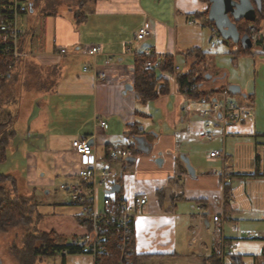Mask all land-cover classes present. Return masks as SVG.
<instances>
[{
	"label": "crops",
	"instance_id": "crops-1",
	"mask_svg": "<svg viewBox=\"0 0 264 264\" xmlns=\"http://www.w3.org/2000/svg\"><path fill=\"white\" fill-rule=\"evenodd\" d=\"M58 1L55 14L43 11L39 26L20 25L19 18L24 14L18 18L21 32L19 44L28 55L16 62L0 88V123L8 119L11 121L14 138L15 121L24 117L27 120L23 131L26 132L25 138L39 140V144L44 146L41 160L36 153H23L30 162L29 174L41 170L76 177L78 158L71 148V141L86 138L94 148L97 167L114 168L116 171V176L111 178L113 181L110 180L111 186L104 188V196L107 194L127 202L141 194L148 196L143 211L132 221L135 252L149 256L140 264H165L190 256H195L202 264H210L209 260L215 254L216 238L208 228L211 223L213 225L214 215H220L223 235L230 242L233 233L238 231L234 225L240 220L238 217L253 221L258 215L264 218V207L259 206L260 198L252 193L256 188L251 187L250 194L248 187L244 188V199L253 195L251 201L245 202L242 197H236L242 180L264 178L263 159L257 150L264 149V141L256 139V146L248 142L247 158L251 157L250 162L249 158L245 165L234 162L242 137H260L264 136V132L257 127L255 119V133L246 134L242 128L240 132L234 128L229 136L226 135V125L235 122L223 125L217 119L205 116L203 110L208 105L178 92L174 81L170 93L146 103L139 102L133 88H126L133 84V61L136 56L146 53L160 59L170 56L173 67L178 66L176 72L184 71L194 60V53H188L190 50L203 51L200 45L208 34L220 36L208 19L209 0H71L73 7L71 2ZM78 10L83 12L79 21L74 17ZM61 12L69 14L63 16ZM145 24L150 26L151 33L142 40H136L138 30ZM258 31L259 42L252 44L251 50L255 47L264 51V20ZM223 39L234 44L231 51L234 56L250 55L235 54L242 48L240 42ZM212 44L210 48L215 46ZM88 45H99L100 51L90 55L84 50ZM60 48H65L66 53L60 54ZM107 57L110 58L108 64L105 63ZM203 62L200 63L204 80L199 89L210 92V96L216 98H221L223 94L227 100L233 101L227 96L231 92L224 75L208 73L202 67ZM85 65L89 67L86 71L83 70ZM100 72L106 74L103 80L97 78ZM31 76L32 82L28 81ZM241 90L236 94L249 98L253 103L252 96ZM29 93L32 101L30 111L26 107V95ZM9 100L20 107L18 111L6 105ZM182 101L204 118L213 119L208 129L206 125L209 122L206 121L205 131L196 132L200 142L214 137L216 140L204 149L207 155L193 163L194 174L187 171L185 163L177 156L183 152L182 142L176 139L175 134L163 133V121L159 120L157 124V119H154L155 109L164 107L167 112L172 105L176 112L177 102ZM186 109L182 108L181 113L185 114ZM189 119L190 116L182 117L179 123H184L186 129ZM99 120H105L108 127L102 128ZM134 123L142 132L135 137L136 140L129 134ZM147 132L149 135L155 133L153 142ZM204 132L210 133L211 137L201 138L200 134ZM130 144L134 150L129 148ZM99 146L104 147V155H98ZM112 149L130 150L132 166L125 168L126 160L111 159ZM213 150H220L222 154L211 157L209 153ZM186 154L184 156H190ZM117 164L121 165L119 173ZM7 175L12 176L17 185L18 178ZM114 184L119 185V191L108 193ZM157 191L162 193L161 198ZM12 193L15 191L12 190ZM256 205L259 208L251 207ZM78 214L75 215L76 220ZM224 222H230L232 233L228 236L225 235ZM79 224L83 232L73 234L71 241L80 238L77 236H82L87 229ZM237 255L230 254L233 261L238 260Z\"/></svg>",
	"mask_w": 264,
	"mask_h": 264
},
{
	"label": "rangeland",
	"instance_id": "rangeland-1",
	"mask_svg": "<svg viewBox=\"0 0 264 264\" xmlns=\"http://www.w3.org/2000/svg\"><path fill=\"white\" fill-rule=\"evenodd\" d=\"M65 1H68V3L71 2V0ZM58 4L59 1L54 5V8H56ZM71 6L73 7L72 2ZM46 10H48L47 0L35 1L32 11L28 9V11L21 18H19L20 25L24 23L25 25L39 26L44 16L43 11ZM67 14L69 13L61 12L60 15L64 16ZM26 19H28V22H26ZM202 40L203 42L200 45V49L207 52L204 62L202 63V67L205 68L208 73H221L222 75H224V81L227 82V86L237 85L240 87V89H242V93L250 94L253 99V103H251L249 98H244L240 94H231L229 92L227 93V96L232 99L238 106H240V103L242 105L240 107L249 112L250 116L246 117L244 121L227 124L225 127L226 135L229 136V133L232 132L234 128H237L239 132L242 128L244 130L243 133L246 134H250L251 131L255 133L253 126L255 119L257 122V127H259L264 132V51L261 49L258 50L257 48L253 47L252 51L256 52V54L234 56L231 53L234 44L227 42L221 36L208 34L207 38H203ZM211 43L215 45L213 48L209 47ZM22 58H18L16 62ZM182 65L184 66V64ZM14 66L12 67V69L14 68ZM32 80L33 76H31V79H28V81L31 82ZM26 97H28V99H26V101H28L26 107L28 108V111H30V105L32 104L30 93L29 95H26ZM23 100L25 101V98ZM6 105L11 107L10 109H13V107L17 108V111L20 108L18 105L11 103L10 100ZM171 106L172 105L169 106L167 112L164 107L158 108L159 110L155 109L156 115H154V119H157V124H159V120L163 121V133L175 134L176 139L182 142L183 152L178 154L177 156L182 159L181 157L187 155L186 153H188V155L190 156L186 157L190 159V165L193 167L196 161L204 158V155H207L204 154V149L208 147L209 143L213 140H216L214 137L211 140L200 142L196 137L197 131H205L206 121L212 122L213 119L204 118L198 112L192 111L191 108H189L188 103H185L184 101L180 103L177 102L176 112L174 110L175 107ZM9 107L5 106L7 110H9ZM182 108H187L185 114L181 113ZM152 109L154 108L152 107ZM185 116L191 117V119H189V125L186 129L184 123H179L181 122V118H184ZM15 122L16 135L14 138H11L8 146L6 147L5 159L0 162V173L15 175L16 178H18L17 185L15 187V193L18 192L20 194H27V197L30 198V202L35 203L34 212L31 214L32 223L28 227V229H30V231H49L50 229H53L59 235H61V239L59 240L60 244L69 243L71 242V237L73 234L83 232V227L75 219V215L79 212L81 213L82 208L79 205L73 204L70 198V194L65 190H61L59 186L60 184H74L77 182L76 180L78 178L75 176H65L56 172H43L41 170H37L35 174H29L30 162L29 160H26V158L23 156V153L25 151L36 153L37 158L41 160L40 153L41 149H43L44 146H42L41 143L39 144V140H35L32 138L30 140H27L25 138L26 132L23 133V131L27 126V120L24 119V117H22L20 120L17 118ZM244 123H246V125H244ZM207 127L208 126L206 125V129H208ZM158 130H160V128ZM148 133L149 132H147V134ZM153 135H155V133H151L150 135L148 134L152 142L155 140V138H153ZM254 136L248 135L242 137V144L240 145V148L238 149L234 158V162H236V164H238L239 162L242 163V165L246 164L249 158H247L248 150L250 149V147L248 146V142H251L252 146H256V139L258 141H264V136ZM103 148V146L98 147V155H104ZM257 150L261 153V158L263 159L264 166V149L258 148ZM254 152L255 150H253V154ZM44 157L45 159L47 158L46 156ZM120 166V164H117L116 169L118 173L120 171ZM110 180L111 178H108L105 184L99 187L100 204L104 196V188L111 186ZM235 184H237V182H235ZM3 185L10 192L12 191V186L10 185V183H6ZM245 186L248 187L249 194L251 187L256 188L254 191H252V193L258 194L260 198L259 206L264 207V178L262 177L255 180H242V184L239 186V188H237L238 190L236 192V197H242L244 199V197L246 196L244 195ZM232 187L234 188V186ZM26 192H28L29 194ZM13 194L11 193V195ZM252 198L253 195L251 198L247 196L244 201H251ZM259 206L256 205L254 207H251L259 208ZM237 219L240 220H237L234 225L235 227H237L238 231H235V233H233L234 236L231 240L233 249L231 251L226 250L227 255L224 257L223 264H264V255H262V250L264 249V218H260V216L258 215L254 218V221L247 218L243 219L240 217H238ZM228 223L224 222V231L226 236L232 233L230 230V225ZM208 229L210 234L214 235L212 223ZM25 231L26 229L24 227L7 228L3 231H0V257H2L1 259L3 260V264H19L13 252L11 251V248L13 245H16L18 248L21 247V240L24 236ZM77 237L82 236L78 235ZM229 253L231 255L238 254L236 256L238 260L233 261ZM38 264L94 263L92 257L88 254L82 252L68 253L62 250L57 251L54 255L43 257L40 261H38ZM165 264L202 263L199 262L195 256H190L174 259L170 262H165Z\"/></svg>",
	"mask_w": 264,
	"mask_h": 264
},
{
	"label": "built area",
	"instance_id": "built-area-1",
	"mask_svg": "<svg viewBox=\"0 0 264 264\" xmlns=\"http://www.w3.org/2000/svg\"><path fill=\"white\" fill-rule=\"evenodd\" d=\"M30 0H0V47L10 54L8 68L12 69L16 59L24 58L28 54L19 50V39L21 32L18 28V18L28 11ZM151 33L150 26L145 24L141 27L135 39L142 40ZM215 33V31H214ZM249 38L253 45L259 42L260 34L255 27H249ZM214 46V44H212ZM85 52L90 55H95L100 51L99 45H88L84 47ZM60 54H65L66 49L60 48ZM148 54V53H146ZM153 62H148L147 67H156L160 61V57L154 56ZM107 57L105 63H109ZM89 67L83 66L86 71ZM174 71L178 70V66L173 67ZM106 77L104 72L98 73V79L103 80ZM2 73H0V83ZM200 102L208 105L203 110L205 116L217 119L223 125L229 122L241 121L249 112L238 106L235 102L229 101L222 94L221 98L210 96L209 98L202 97ZM215 115V116H214ZM99 125L106 129L108 124L105 120H99ZM209 122L207 126H211ZM201 138H210L211 134L204 132L200 134ZM71 148L77 154L78 170L76 177L78 182L74 184H61V190H65L70 194L73 204L79 205L82 208V214L89 228L80 238H75L72 244H81V252L92 257L93 263L101 254H107V249L104 247L106 243V227L115 225L119 230V245L121 250L120 260L118 264H132L131 249L129 248L130 225L135 215L141 213L148 202V196L141 194L136 196L133 201L127 202L124 200L115 199L109 195L102 198L100 204L98 199L99 187L103 186L108 178L116 176L114 168L99 169L96 164L95 152L92 144L86 138H75L71 141ZM222 154L220 150H213L209 153L211 157ZM132 156L130 150H110V157L113 160H126ZM227 181H229L227 179ZM220 215L213 216V230L216 238L215 254L223 263L226 256V250L231 251L233 246L230 241L223 235L222 227L220 226ZM64 252H67L64 250Z\"/></svg>",
	"mask_w": 264,
	"mask_h": 264
},
{
	"label": "trees",
	"instance_id": "trees-1",
	"mask_svg": "<svg viewBox=\"0 0 264 264\" xmlns=\"http://www.w3.org/2000/svg\"><path fill=\"white\" fill-rule=\"evenodd\" d=\"M35 1L40 0H30L28 9H33ZM57 2L58 0H47L48 10L52 11L50 14H55L56 8H54V5ZM74 17L77 21L81 20V18H83V12L78 10ZM263 20L264 0H261V10L256 13L255 20L246 21L241 19L236 23V27L240 35H243L244 33L249 34V27L253 26L256 30H259L260 23ZM2 48L3 47L1 46L0 73H2V79L0 88L9 76L11 69L8 68V64L13 60L10 59V54L5 51L6 48ZM19 50H23L21 49L20 44ZM188 53H194L193 62L189 63L186 70L178 72L173 70L174 62L173 58L170 56L162 57L156 67L146 66L148 62L154 61L155 57L152 54H140L134 58L132 88L140 103L156 100L159 97L170 93L172 81L175 82L178 92L184 93L189 97L194 99L210 97V92H203L199 89L200 83L204 80V71L201 68L200 62L204 60L205 52L193 49ZM235 54L254 53L251 49L239 48ZM10 122L11 121L8 119L7 122L0 123V162L5 159L6 147L15 133L10 128ZM131 128L132 130L129 131L131 136L136 137L142 133L137 123L132 124ZM129 148L134 150V146L132 144H130ZM132 164V162L126 161L123 167L129 168ZM6 183H10L12 190L15 191L16 180L10 175L0 173V231L7 228L17 227H24L26 229L21 240V247L18 248L16 245H13L11 248V251L19 264H38V261H40L43 257L54 255L57 251L62 250H66L68 253L81 252V244L79 243L76 245L72 244V242L60 244L59 240L61 239V235H59L55 230L30 231L28 227L32 223L31 214L34 212L35 203L30 202V198L28 197L18 195L16 193L13 194L12 191L10 192L3 185ZM11 193L13 195H11ZM157 194L159 198L162 197L161 192L157 191ZM77 220L85 227L89 228L88 222H86L82 212L77 215ZM130 227L129 248L131 249L132 264H140L142 259L149 256L136 254L133 241V226L130 225ZM105 237L106 243L104 247L107 249V254H101L99 258L94 261V264H118L121 255L118 228H116L113 224L107 226ZM209 262L210 264H223L216 254L211 256Z\"/></svg>",
	"mask_w": 264,
	"mask_h": 264
},
{
	"label": "water",
	"instance_id": "water-1",
	"mask_svg": "<svg viewBox=\"0 0 264 264\" xmlns=\"http://www.w3.org/2000/svg\"><path fill=\"white\" fill-rule=\"evenodd\" d=\"M209 2L208 19L213 22L220 36L231 39L234 42H240L243 49H251L252 43L249 35L247 33L240 35L236 23L241 19L246 21L255 20L256 13L261 10V0H209ZM30 11H32V8H30ZM126 88L132 89V86L127 85ZM228 90L232 94L240 92V88L235 85L228 86ZM181 158L185 163L187 171L190 174H194V169L190 165L188 157L182 156ZM126 161L132 162L133 158L129 157ZM159 161L157 160V162ZM118 191L119 185L114 184L108 193Z\"/></svg>",
	"mask_w": 264,
	"mask_h": 264
},
{
	"label": "flooded vegetation",
	"instance_id": "flooded-vegetation-1",
	"mask_svg": "<svg viewBox=\"0 0 264 264\" xmlns=\"http://www.w3.org/2000/svg\"><path fill=\"white\" fill-rule=\"evenodd\" d=\"M2 257H0V264H3V260L1 259Z\"/></svg>",
	"mask_w": 264,
	"mask_h": 264
}]
</instances>
